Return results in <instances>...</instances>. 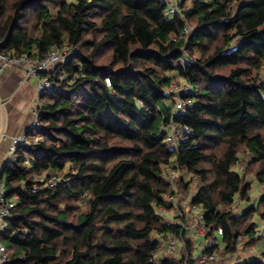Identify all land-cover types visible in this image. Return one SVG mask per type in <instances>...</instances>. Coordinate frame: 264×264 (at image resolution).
<instances>
[{
  "label": "trees",
  "instance_id": "trees-1",
  "mask_svg": "<svg viewBox=\"0 0 264 264\" xmlns=\"http://www.w3.org/2000/svg\"><path fill=\"white\" fill-rule=\"evenodd\" d=\"M174 4L166 14L164 0H0L2 53L73 50L40 98V132L1 168L6 199L17 197L0 240L10 264H196L189 241L153 260L186 234L161 212L170 168L181 192L198 182L191 205L218 240L200 253L264 243V0ZM175 77L188 92L170 91ZM240 149L263 188L257 206L244 165L234 171ZM255 249L235 264H264Z\"/></svg>",
  "mask_w": 264,
  "mask_h": 264
},
{
  "label": "built area",
  "instance_id": "built-area-1",
  "mask_svg": "<svg viewBox=\"0 0 264 264\" xmlns=\"http://www.w3.org/2000/svg\"><path fill=\"white\" fill-rule=\"evenodd\" d=\"M178 6L173 4L167 3V9L166 14H175L178 11ZM185 34L189 33L191 30L189 27H186L184 29ZM1 47V42H0ZM73 54V50L70 48H67L65 46L59 48L54 47L52 48L43 58L39 60H34L32 58H29L25 55L23 56H11L2 53L0 50V71L11 67V66H23L25 68L26 75L29 77H36L37 78V85H36V91H37V99L35 102V109L33 111L34 113V119L30 125V127L26 130H36L39 128V124L37 122V118L39 115V101L40 98L44 95H48L54 88H55V82L52 80V75L58 73V67L64 63V61L70 57ZM107 84L109 85V82L107 80ZM188 88L184 86L182 89H176L173 86L170 87V91L176 95H178L180 92H188ZM175 110L178 111L180 114L184 113L185 111V103L182 102L180 99L176 100ZM185 131H188L186 127H184ZM26 132L18 137L12 140V144L8 151V158L6 161L14 162L17 157V149L19 146L25 145V134ZM178 142V134L174 133L173 131L170 132V134L167 136L165 143L168 146V148H175L176 143ZM177 172L179 171L177 168H175ZM1 173V169H0ZM57 180L54 177H51L47 181V186L53 187ZM6 192L3 183L0 181V240L1 236L6 230V219L9 218L10 212L14 209L15 204H17V197H15L12 200H8L5 197ZM195 208V207H193ZM200 231L203 235V244H201V252L205 249H212L218 245L217 240H215L214 235H209L208 231L203 225H200ZM218 233H221V230L218 231ZM212 236V237H211ZM169 237V236H168ZM176 235H170L169 239H172V241L168 242L166 244L165 248L167 251L174 250L175 245V238ZM168 239V240H169ZM167 240V241H168ZM163 251L159 248V250L153 254V260H158L160 253ZM195 262L196 264H211L212 262L217 260V255L215 253H200L197 256H195ZM0 264H10L9 258L6 255L5 249L0 241Z\"/></svg>",
  "mask_w": 264,
  "mask_h": 264
},
{
  "label": "rangeland",
  "instance_id": "rangeland-1",
  "mask_svg": "<svg viewBox=\"0 0 264 264\" xmlns=\"http://www.w3.org/2000/svg\"><path fill=\"white\" fill-rule=\"evenodd\" d=\"M164 1L169 4H173L176 2V0H164ZM177 2L179 3V0H177ZM195 56H198V54L196 53ZM172 86L176 89H182L184 87V83H182L181 80L175 77L173 79ZM39 132H40L39 130H32L30 132V135L35 136ZM248 161H249V155L244 150L240 149L239 164L238 167H234V171L240 172V167L242 168V166L239 165L243 164L244 166L242 169H244ZM169 174L170 175H167L168 176L167 179L169 180L171 187L174 188V191L172 192L171 190L170 193L166 195L165 198L169 205L166 208H164L161 212L167 216V218L169 219V221H171L173 225L178 224L179 227L182 228V230L186 234L182 239L178 236L174 237L175 245H174V250L172 251H167L165 248L166 244L172 241V239H169L170 236L167 237L160 245V249L161 250L163 249V251L160 253V256L173 258L172 254H176L177 252H179V250H182L184 252L186 245L185 243L186 241H189L192 248V255L195 258V256L199 254V251L201 252L200 246L201 244H203L204 241L203 235L199 227L201 225L199 221L200 220L199 211L196 208H193L190 202V198L192 196V192H190V190L197 188L198 182L194 178H193L194 180L191 179L192 184H190L189 191L181 192L180 189L178 190L177 179L181 176L182 170H179L177 172V170H175L174 168H170ZM244 174L246 178L245 180L251 184L250 187L251 202L252 204L257 206L259 197L263 192V188L259 187L256 181L254 180V175H253L254 172L244 169ZM197 238L200 239L202 238L203 239L202 242L199 243ZM4 244L5 243H2V245ZM255 248H257L258 251L263 250L264 243L260 242L258 245H255L254 247L253 244L239 242L237 245V252L235 254H227V255H225L223 251L221 252L222 250L221 247L217 248L220 251L218 252V254H216L217 260L212 262L211 264H235L242 258L244 259L247 258L249 261H252L254 258H258L260 255L259 253L256 252Z\"/></svg>",
  "mask_w": 264,
  "mask_h": 264
},
{
  "label": "crops",
  "instance_id": "crops-1",
  "mask_svg": "<svg viewBox=\"0 0 264 264\" xmlns=\"http://www.w3.org/2000/svg\"><path fill=\"white\" fill-rule=\"evenodd\" d=\"M36 85L37 78L27 76L23 66L0 71V169L12 140L22 136L34 119ZM197 240L200 243L203 239Z\"/></svg>",
  "mask_w": 264,
  "mask_h": 264
},
{
  "label": "bare ground",
  "instance_id": "bare-ground-1",
  "mask_svg": "<svg viewBox=\"0 0 264 264\" xmlns=\"http://www.w3.org/2000/svg\"><path fill=\"white\" fill-rule=\"evenodd\" d=\"M182 130V129H181ZM31 132V131H30ZM29 132V133H30ZM179 132V131H178ZM178 135H181V134H178ZM26 136V135H25ZM27 143V142H26ZM200 212V211H199ZM200 221V220H199ZM198 222V221H197ZM200 227V226H199ZM262 232V231H261ZM209 233V232H208ZM210 234V233H209ZM217 238V237H216ZM218 241V240H217ZM206 250V249H205ZM203 252V251H202ZM199 253H200V251H199ZM215 253V252H214Z\"/></svg>",
  "mask_w": 264,
  "mask_h": 264
}]
</instances>
